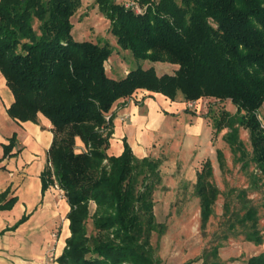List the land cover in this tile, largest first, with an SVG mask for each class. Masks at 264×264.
<instances>
[{
	"label": "trees",
	"instance_id": "trees-1",
	"mask_svg": "<svg viewBox=\"0 0 264 264\" xmlns=\"http://www.w3.org/2000/svg\"><path fill=\"white\" fill-rule=\"evenodd\" d=\"M135 1L145 7L143 13L116 0H94L121 50L135 60L177 66L173 74L138 67L123 78L109 77L104 63L112 48L72 38L71 18L81 0H0V73L14 97L7 114L33 123L41 114L51 124L48 166L40 179L42 192L56 185L69 206L70 236L56 259L59 264H160L151 245L152 233L165 231L153 214L160 162L136 157L125 138L119 155L107 153L114 133L111 110L137 91L171 102L178 94L186 103L230 100L235 113L212 115V127L216 134L226 130L223 140L242 169L254 165L256 172L248 175L252 186L264 189V127L258 118L264 104V0ZM240 129L249 133L250 153L239 139ZM77 138L85 152L75 151ZM15 141L13 135L2 145L3 157L11 156ZM217 160L224 166L221 151ZM211 177L206 160L194 184L202 232L220 195ZM237 198L244 213L232 214L228 232L235 234L238 225L244 240L259 246L264 235L257 208L245 190ZM16 200L9 197V189L0 193V211L11 210ZM224 208L229 214V205ZM25 220L23 216L6 230ZM222 236L196 260L225 264L219 249L229 234ZM244 264H264V253Z\"/></svg>",
	"mask_w": 264,
	"mask_h": 264
},
{
	"label": "rangeland",
	"instance_id": "rangeland-1",
	"mask_svg": "<svg viewBox=\"0 0 264 264\" xmlns=\"http://www.w3.org/2000/svg\"><path fill=\"white\" fill-rule=\"evenodd\" d=\"M128 0H116L125 3ZM135 1V0H134ZM143 12L145 7L135 1ZM142 12V13H143ZM141 14V13H139ZM72 38L77 42L89 41L100 45L108 44L112 54L104 63L106 73L114 79L123 78L129 69L153 67L158 75L173 74L177 66L166 63H152L135 60L129 51L121 50L116 38L110 32V24L98 11L94 0H81V6L71 18ZM151 94L137 91L130 98L125 99L129 105L138 108L140 116L149 113V99L155 101ZM168 106L155 109L160 116L155 125L158 128H146L145 141L136 143L133 153L138 158L150 157L160 162L159 172L161 184L153 192V214L157 223L165 225L163 234L157 232L151 235V245L154 248V258L160 264H200L196 259L202 251L211 246L212 241L223 237L224 232L229 234L223 246L219 249V258L225 264H244L250 254L242 249L247 241L244 240L243 229L236 226L235 234L228 232V222L233 215L244 213L242 205L237 198L240 190L246 191V199L257 208L258 227L264 235V189L252 186L250 173H255L254 165L249 164L247 170L237 162L236 155L223 140L226 130L219 134L212 127V115H218L222 110L234 114L236 108L230 100L218 101L212 98H202L188 106L183 97L178 94L175 101L167 102ZM176 103V105L174 104ZM113 106L111 111H114ZM258 118L264 127V104ZM128 122H131L129 117ZM197 126V132L193 128ZM144 131V130H143ZM142 131V132H143ZM112 138V137H111ZM110 138V139H111ZM239 139L243 142L248 153L251 152L249 133L244 129L239 131ZM76 141H79L77 138ZM75 141V151L85 152L86 147L78 151ZM217 151L223 154L224 166L217 160ZM110 154V151H107ZM209 160L212 166L211 181L219 189L220 195L213 205V213L204 229H200V209L198 198L194 195L196 174L201 170L203 163ZM57 203L64 201V195L56 187L50 188ZM229 205V214L225 213V205ZM92 214L95 205L89 203ZM233 214V215H232ZM65 215L58 219L53 233L60 235L64 226ZM88 234L92 233L91 219L87 221ZM60 237V236H59ZM264 249L263 243L255 250ZM231 259H234L233 261Z\"/></svg>",
	"mask_w": 264,
	"mask_h": 264
},
{
	"label": "crops",
	"instance_id": "crops-1",
	"mask_svg": "<svg viewBox=\"0 0 264 264\" xmlns=\"http://www.w3.org/2000/svg\"><path fill=\"white\" fill-rule=\"evenodd\" d=\"M151 95L157 97L155 101L149 99L147 116H140L138 108L133 104L128 105L125 100L115 104L114 111H111L114 115V133L110 139V154L119 155L123 151L124 138L133 152V148H138L136 140L138 143L141 139L145 141L146 128L153 130L159 127L151 124L152 118L155 121L160 118L155 109L168 106L169 103L159 94ZM13 102V94L0 73V193L9 189V197L17 199L11 210L0 211V264H59L56 259L62 254L65 240L70 236L66 218L69 206L65 198L57 203L50 191L54 185L42 192L40 179L48 166L47 152L53 139L51 124L41 114H38L36 123L13 120L7 114ZM129 117L131 122L126 121ZM13 135L16 141L11 156L3 157L2 145H6ZM76 146L78 151L84 149L80 140L76 141ZM63 215L64 226L62 233L57 236L53 230ZM23 216L26 217L25 222L14 230H6ZM259 246L246 242L236 248L240 249L239 255L245 249L250 258L264 253V249L255 251Z\"/></svg>",
	"mask_w": 264,
	"mask_h": 264
},
{
	"label": "built area",
	"instance_id": "built-area-1",
	"mask_svg": "<svg viewBox=\"0 0 264 264\" xmlns=\"http://www.w3.org/2000/svg\"><path fill=\"white\" fill-rule=\"evenodd\" d=\"M125 6L128 7V8H131L136 14H139V13H142L143 12V9H141L140 6L134 0H128L125 3ZM192 104L193 103H188V106H191ZM55 187L57 189H59L56 185H55ZM60 194L61 195H64L62 190H60Z\"/></svg>",
	"mask_w": 264,
	"mask_h": 264
},
{
	"label": "bare ground",
	"instance_id": "bare-ground-1",
	"mask_svg": "<svg viewBox=\"0 0 264 264\" xmlns=\"http://www.w3.org/2000/svg\"><path fill=\"white\" fill-rule=\"evenodd\" d=\"M162 97H163V96H162ZM164 101H167V99H166V98H164ZM174 104L176 105V103H174ZM152 123L154 124L153 126H155V123H156V121H155V119H154V118H152V119H151V124H152ZM151 124H150V126H152ZM197 128H198V127H197V126H195V127L193 128V130H192V131H193V132H197ZM66 223H67V220H66Z\"/></svg>",
	"mask_w": 264,
	"mask_h": 264
}]
</instances>
